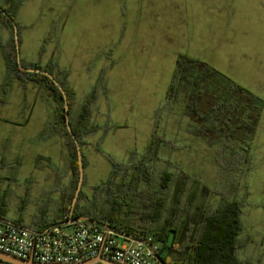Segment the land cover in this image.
Listing matches in <instances>:
<instances>
[{
	"label": "rangeland",
	"instance_id": "1",
	"mask_svg": "<svg viewBox=\"0 0 264 264\" xmlns=\"http://www.w3.org/2000/svg\"><path fill=\"white\" fill-rule=\"evenodd\" d=\"M18 3L21 61L58 65L57 79L75 90L68 109L75 121L97 92L90 120L97 128L81 146L85 194L76 205L93 198L114 163L139 160L156 134L163 141L159 160L151 164L154 176L167 169L197 178L215 191V207L224 198L242 201L239 255L264 264V0ZM0 24L1 78V43L11 40L12 31ZM181 54L207 62L263 101L249 167L243 156L241 170L222 166L218 150L189 133L192 117L185 104L167 101ZM37 87L16 80L0 86V202L9 206L10 220L21 216L26 226L53 222L74 185L63 128L65 143L53 130L56 103Z\"/></svg>",
	"mask_w": 264,
	"mask_h": 264
},
{
	"label": "trees",
	"instance_id": "2",
	"mask_svg": "<svg viewBox=\"0 0 264 264\" xmlns=\"http://www.w3.org/2000/svg\"><path fill=\"white\" fill-rule=\"evenodd\" d=\"M18 4V0H8V3L0 0L1 7L15 20ZM0 19L12 31L11 40L7 44L1 43L7 61L4 85L8 86L13 80L22 85L33 82L56 103V121L66 136L74 176L71 194L62 209V217L69 221L80 181V165L77 145L68 130L64 95L48 76L20 68L13 24L1 10ZM22 64L53 75L64 88L71 107L75 90L57 79L54 74L57 64ZM96 99L97 92L93 91L76 121L70 112V123L81 146L84 137L97 128L90 121ZM167 101L185 104L192 117L189 133L217 149L222 166L228 170H241V156L246 167L252 164L251 149L263 110V101L258 96L207 62L181 54L177 58ZM162 141L155 134L139 160L114 163L107 181L94 189L93 198H88L83 207L80 200L85 193L81 191L74 217H86L99 224H108L119 233L159 244L158 256L165 264H255L239 255L243 202L224 198L215 207L212 201L215 191L182 171L173 173L166 169L156 178L151 164L159 160ZM83 162L85 166L84 156ZM3 207L6 204H1L0 216L6 217Z\"/></svg>",
	"mask_w": 264,
	"mask_h": 264
},
{
	"label": "built area",
	"instance_id": "3",
	"mask_svg": "<svg viewBox=\"0 0 264 264\" xmlns=\"http://www.w3.org/2000/svg\"><path fill=\"white\" fill-rule=\"evenodd\" d=\"M108 227L77 220L37 231L0 218V251L44 264L82 263L100 255L120 264H162L158 259L159 244Z\"/></svg>",
	"mask_w": 264,
	"mask_h": 264
},
{
	"label": "water",
	"instance_id": "4",
	"mask_svg": "<svg viewBox=\"0 0 264 264\" xmlns=\"http://www.w3.org/2000/svg\"><path fill=\"white\" fill-rule=\"evenodd\" d=\"M0 10L2 11V13L13 24L14 32H15V41H16L17 50H18L17 61H18V64H19L20 68L22 70H26V71L31 72V73L32 72L33 73H42V74L48 76L50 79H52L55 82V84L59 87V89L62 91V93L64 95L65 105H66V121H67V125H68V130H69L71 136L73 137V139H74V141H75V143L77 145V151H78V156H79V165H80L79 186H78V189H77L74 201H73L72 211H71V214H70V220L68 221V223L71 224V223H73V222H75L77 220H89V218H86V217H82V218H75L74 217V210H75L76 202H77L79 194H80V192L82 190V183H83V179H84V162H83V155H82L81 145H80L77 137L75 136V133L73 132V129H72V126H71V123H70V117H69L70 113H69V110H68L69 109V102H68L65 90H64V88L61 85H59V83L55 79V77L53 75H51L48 71H42V70L33 69V68H26V67L23 66L22 61H21V56H20L18 24H17L16 20L6 10H4L1 7V5H0ZM1 219L3 221L10 222V221L5 220L4 218H1ZM11 223H13V222H11ZM108 228H110V227H108ZM158 259L161 261L162 264H165L159 256H158ZM0 261L3 262L4 264H44V263H38V262L34 261L33 259L23 260V259L15 257V256H12L10 254L4 253L2 251H0ZM54 264H60V263H54ZM61 264H64V263H61ZM70 264H120V263L108 260V259L104 258L102 255H100V256H98V257H96L94 259H91V260H88V261H85V262H82V263H70Z\"/></svg>",
	"mask_w": 264,
	"mask_h": 264
},
{
	"label": "crops",
	"instance_id": "5",
	"mask_svg": "<svg viewBox=\"0 0 264 264\" xmlns=\"http://www.w3.org/2000/svg\"><path fill=\"white\" fill-rule=\"evenodd\" d=\"M4 3H8V0H2ZM2 24H0L1 26ZM8 40V38L6 39V41ZM1 58L3 60V65H4V71H5V74H1V78H0V86L2 83H4V80L6 78V75H7V61H6V58H5V54H4V50H3V53L1 54ZM52 63V61H51ZM51 63H48L47 65H50ZM46 65V66H47ZM58 68V66H57ZM22 87H24V85L20 84ZM37 88H41V87H37ZM41 91H43V93H45V91L41 88ZM55 108V107H54ZM47 127V126H46ZM46 130V129H45ZM45 134L47 133V131H45ZM53 130L55 132H58L59 135L62 137V140L63 142L65 143V137L61 134L60 130H61V127L57 124L53 127ZM66 147H67V150H68V153H69V157H70V150H69V147L67 146V144L65 143ZM60 200V199H59ZM60 203V202H59ZM1 204H6L5 202H0V206ZM2 209L6 210L5 213H7L6 217H3V216H0L1 218H4L5 220L7 221H10V222H13L15 224H18L22 227H25V228H28V229H31V230H37V231H42V230H45L46 228L50 227V226H53V225H65L68 223V221L62 217V209H61V206H59V209H58V216L57 218H55L53 220V222H47L46 220H42L41 222H36V224H33L31 226H26V224L23 222V218L20 216V218L18 220H10L7 216H8V212H9V206L6 204V207H3ZM47 212V209H43L42 210V213H46ZM45 215V214H44ZM43 215V216H44Z\"/></svg>",
	"mask_w": 264,
	"mask_h": 264
}]
</instances>
